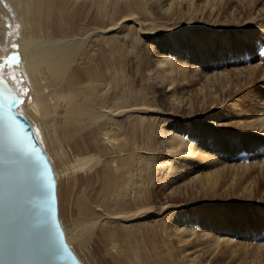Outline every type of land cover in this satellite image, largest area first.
<instances>
[{
	"label": "bare ground",
	"instance_id": "1",
	"mask_svg": "<svg viewBox=\"0 0 264 264\" xmlns=\"http://www.w3.org/2000/svg\"><path fill=\"white\" fill-rule=\"evenodd\" d=\"M263 11L258 0H0V75L52 164L83 264H198L191 237H243L238 218L183 212L253 198L212 111L242 76L263 100L246 125L264 172L252 136L264 134ZM246 52L257 62L244 75Z\"/></svg>",
	"mask_w": 264,
	"mask_h": 264
},
{
	"label": "water",
	"instance_id": "2",
	"mask_svg": "<svg viewBox=\"0 0 264 264\" xmlns=\"http://www.w3.org/2000/svg\"><path fill=\"white\" fill-rule=\"evenodd\" d=\"M19 102L0 75V264H83L59 219L54 169Z\"/></svg>",
	"mask_w": 264,
	"mask_h": 264
},
{
	"label": "rangeland",
	"instance_id": "3",
	"mask_svg": "<svg viewBox=\"0 0 264 264\" xmlns=\"http://www.w3.org/2000/svg\"><path fill=\"white\" fill-rule=\"evenodd\" d=\"M258 3L259 7L263 5L264 9V0H258ZM261 14H263L261 18L264 22V11ZM179 28L181 27H177V29ZM262 42L264 43V37ZM255 46L256 48H259L258 44ZM249 48H251V50L254 48L253 52L256 50L254 46H250ZM261 51L264 54V48L258 51V56L261 54ZM252 53L246 52V59L239 62V67L244 71V75L251 71L253 65L257 62V60H255L256 62H253L251 57ZM242 79V89L235 92L231 91L230 93H225L224 96L227 101L224 104L217 106V108L212 111L219 112L221 116L219 118L220 124L218 125V129L224 131L223 135L231 137L230 141L234 140L235 145L240 150V161H243L241 162V165H245L246 163L249 165L247 166L248 168H241L240 174L242 173V182H246L247 180L252 182L253 198L250 201L248 200L249 202L241 200H238L240 202H237L236 200L237 203L230 204L223 201L225 202L224 205L220 206L217 204H205L204 206L198 205L190 209L187 208L188 210L185 209L183 213L187 215L194 209H203L205 211L202 213L205 216H208V214L221 213V217H218L217 219L221 218L222 220L228 219L231 221L233 218H238L239 227L237 228L239 229V233L242 232L244 234L240 239H235V242H222L219 245H213L212 241L208 238H198L197 236L191 237L188 246L191 252L194 251L198 253V260H200V263L198 264H264V220L262 218V212H264V172L259 166H254V164H252L254 162L251 161L253 160V157H251L252 153L249 148V146L253 144L249 142L251 141L252 127L246 125V123L248 124L255 121V119H258V108L260 106L258 103H262L263 100L262 98L261 100L257 99V95L254 96V93L250 92V90H253L251 89L252 83L249 84L244 81V76H242ZM257 80L259 85L263 84V80ZM196 87H194V89ZM256 101H258V103ZM261 110H264V108ZM204 113L207 114L208 112H198L197 118L204 119L206 117ZM249 114L252 116L250 119H248ZM194 123L198 124L197 122ZM253 133L252 136L255 135L261 138L260 143H262V146L264 147V134ZM233 157L235 156L233 155ZM161 197L163 198L162 195ZM186 201V199H177L175 202L181 205ZM221 207H223L224 211H229L227 212L228 216L222 215L225 212H221ZM174 209L178 208H175L174 206ZM246 217H249V219L246 220ZM217 247L219 248L215 251L214 249Z\"/></svg>",
	"mask_w": 264,
	"mask_h": 264
}]
</instances>
